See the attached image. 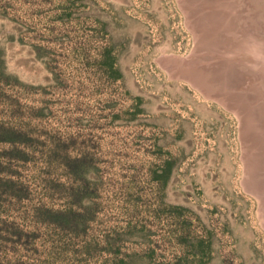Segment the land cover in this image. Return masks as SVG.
Wrapping results in <instances>:
<instances>
[{
	"label": "rangeland",
	"instance_id": "374dc122",
	"mask_svg": "<svg viewBox=\"0 0 264 264\" xmlns=\"http://www.w3.org/2000/svg\"><path fill=\"white\" fill-rule=\"evenodd\" d=\"M263 9L0 0V264H264Z\"/></svg>",
	"mask_w": 264,
	"mask_h": 264
},
{
	"label": "bare ground",
	"instance_id": "6f19581e",
	"mask_svg": "<svg viewBox=\"0 0 264 264\" xmlns=\"http://www.w3.org/2000/svg\"><path fill=\"white\" fill-rule=\"evenodd\" d=\"M250 1V0H249ZM251 2H254V1H251ZM257 2V1H256ZM259 4V3H258ZM258 4H254L255 5H258ZM261 6V4H260ZM249 7H252L249 5ZM247 8V7H246ZM261 8V7H259ZM258 7H256L255 10L259 9ZM244 9V8H243ZM252 9V10H254ZM247 10V9H246ZM244 10V12L246 11ZM248 11V10H247ZM250 11V10H249ZM251 13V12H249ZM264 14V9H263V12ZM248 14V12H247ZM253 14V12H252ZM247 16V15H246ZM250 16V15H249ZM245 17V16H244ZM250 18V17H249ZM245 19V18H244ZM262 20V19H261ZM264 20V18H263ZM241 21V20H239ZM247 21V20H246ZM251 22V20H249ZM249 23V22H248ZM252 23V22H251ZM250 23V24H251ZM254 23V22H253ZM252 23V24H253ZM256 23V22H255ZM262 23V22H261ZM257 24V23H256ZM254 25V24H253ZM264 25V24H263ZM259 26V25H257ZM262 26V25H261ZM264 27V26H263ZM261 29V28H260ZM254 30V28H253ZM237 31V30H236ZM255 32V33H254ZM237 36L239 37V39H234V47H238L239 49H242L245 51V63L247 64V61L249 63V61H255V56L259 55V56H262L264 57V52H262L264 50V47L261 48V50L259 52H256V53H253V54H248L246 49H245V44H252L254 43L253 41H249V37H255L257 41H260V42H264V30H260L258 31V33H256V31L254 30L253 32L250 31V29H247L246 26H244L241 30V33H239V31L237 32ZM243 36V37H242ZM246 38L243 40V38ZM238 51H241V50H238ZM244 54V53H243ZM247 58V59H246ZM175 60V59H174ZM183 61V60H182ZM186 64V63H184ZM187 66H191L190 68H193V66H195V64L191 61L189 63L186 64ZM213 68L211 69V72H212ZM218 71V70H217ZM214 72V70H213ZM207 74V73H206ZM204 73V75H206ZM211 74V73H210ZM209 74V75H210ZM215 74V73H214ZM229 92V90H228ZM250 113V117H249V121H248V129L250 131V133L254 136H256V138L259 140V144L260 147L259 149H261V153H260V157L257 159L258 162L256 164L253 163V166L255 165V167L251 168L249 170V173L251 175V179H252V183L254 185H258V188L261 189V192H264V113L263 112H260L258 111V117L256 115V113L254 111H249ZM245 118H248L247 115H245ZM256 160V161H257Z\"/></svg>",
	"mask_w": 264,
	"mask_h": 264
},
{
	"label": "clouds",
	"instance_id": "9594fccd",
	"mask_svg": "<svg viewBox=\"0 0 264 264\" xmlns=\"http://www.w3.org/2000/svg\"><path fill=\"white\" fill-rule=\"evenodd\" d=\"M230 36L234 39H239V37L234 34L230 33ZM249 41H253L252 44H245V49L248 54H253L259 52L262 47H264V42L257 41L255 37H249ZM257 62L255 63H247L242 66V70L245 72H251L257 75L264 74V57L262 56H255Z\"/></svg>",
	"mask_w": 264,
	"mask_h": 264
},
{
	"label": "trees",
	"instance_id": "16d2710c",
	"mask_svg": "<svg viewBox=\"0 0 264 264\" xmlns=\"http://www.w3.org/2000/svg\"><path fill=\"white\" fill-rule=\"evenodd\" d=\"M174 264H186V263H183L182 261H178L177 263H174Z\"/></svg>",
	"mask_w": 264,
	"mask_h": 264
}]
</instances>
